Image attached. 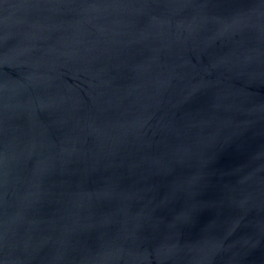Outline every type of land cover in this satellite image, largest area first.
<instances>
[{
    "label": "water",
    "instance_id": "obj_1",
    "mask_svg": "<svg viewBox=\"0 0 264 264\" xmlns=\"http://www.w3.org/2000/svg\"><path fill=\"white\" fill-rule=\"evenodd\" d=\"M0 264H264V0H0Z\"/></svg>",
    "mask_w": 264,
    "mask_h": 264
}]
</instances>
